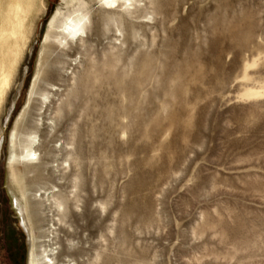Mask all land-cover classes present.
Masks as SVG:
<instances>
[{
    "label": "rangeland",
    "instance_id": "374dc122",
    "mask_svg": "<svg viewBox=\"0 0 264 264\" xmlns=\"http://www.w3.org/2000/svg\"><path fill=\"white\" fill-rule=\"evenodd\" d=\"M85 1L86 41L35 0L0 45V264H264V0Z\"/></svg>",
    "mask_w": 264,
    "mask_h": 264
},
{
    "label": "bare ground",
    "instance_id": "6f19581e",
    "mask_svg": "<svg viewBox=\"0 0 264 264\" xmlns=\"http://www.w3.org/2000/svg\"><path fill=\"white\" fill-rule=\"evenodd\" d=\"M33 1L35 2V0H5L3 2L5 6L2 8L0 5V8L2 9L1 11L3 13L0 23V45L6 46V54L8 55L14 53V48H12L11 44L15 46L17 41L23 38V30L26 25V20H28L27 17L31 11ZM76 1V4L78 6L76 9H73L71 12H67L64 15H61L62 12L59 13V15H61V18L56 19L50 24L52 28L50 38L56 40L58 45L68 46L70 44V40H76V42H84L89 38L91 34L93 24L90 16L89 2L85 0ZM97 1L101 5L100 8L108 13L103 23L104 27L109 28L114 26L118 31H120L121 17L115 14V9H117V11L119 9H124L126 13H131L129 11V8L131 7L137 10L141 2H143L144 0ZM150 13L149 14L152 16V12ZM47 37H49V35ZM4 63L5 62L0 59V91L5 85H7L10 75L9 69L6 68ZM9 68H11V65H9ZM32 145L33 141H30L27 145H25L24 157L28 158L32 155H35L36 150L32 148ZM52 197L55 198V204L57 205V207L59 209L62 208V216L64 218L67 213L66 202L61 197H58V195L53 194ZM50 246L51 245L41 244L40 247L42 249L36 253V257L31 260V263H39L43 260V257L50 258L49 261L56 259L57 257H54V251L56 248H51ZM48 251L51 252L53 258L47 254L43 256V254L47 253Z\"/></svg>",
    "mask_w": 264,
    "mask_h": 264
}]
</instances>
